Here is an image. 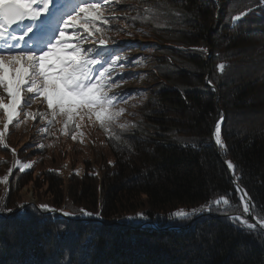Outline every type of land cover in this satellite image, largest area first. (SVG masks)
Segmentation results:
<instances>
[{"label":"trees","instance_id":"obj_1","mask_svg":"<svg viewBox=\"0 0 264 264\" xmlns=\"http://www.w3.org/2000/svg\"><path fill=\"white\" fill-rule=\"evenodd\" d=\"M89 2L119 17L107 31L120 42L113 55L134 51L122 69L124 92H138L123 119L129 127L118 140L102 129L78 163L66 159L72 135L60 123L48 136L39 131L44 121L30 118L38 137L19 149L10 134L23 116L9 126L7 149L0 146V264H264L260 227L242 230L215 211L169 219L225 193L227 214L242 213L225 161L264 219V0ZM137 74L145 79L133 88ZM221 113L226 154L212 137ZM16 160L32 166L21 173ZM29 185L35 204L21 194ZM42 204L55 211L43 213Z\"/></svg>","mask_w":264,"mask_h":264},{"label":"snow or ice","instance_id":"obj_2","mask_svg":"<svg viewBox=\"0 0 264 264\" xmlns=\"http://www.w3.org/2000/svg\"><path fill=\"white\" fill-rule=\"evenodd\" d=\"M110 2L112 0H101L104 5ZM247 14L242 11L239 15L231 16L230 21L235 25ZM81 19L84 23L78 26L77 21ZM110 19H119L115 11L111 16H105L89 0H0V89L7 95V102L0 96V110L4 112V118L0 121L3 125L0 129V146L7 149L5 137L9 126L21 115L25 121L29 118L44 121L39 131L48 136L54 135L49 126L60 123L62 127L59 131L65 135L71 134L73 140L77 139V134L83 135L79 129L84 122L98 125L110 140L120 139V133L127 131L128 123L120 122L125 109L118 108L117 104L122 100L126 102L128 93L111 91L119 86L118 82H113L118 75L115 66L120 63L122 67V62L127 58L113 55L120 42L107 35L108 27H111ZM100 23L107 27L98 26ZM218 68L223 71L225 65H218ZM31 103L46 104V110L25 111ZM223 120L221 113L212 137L221 154H226L227 148L222 139ZM39 147L43 149L44 145ZM12 151L15 154V150ZM225 163L235 180H239L241 177L235 174L236 166L231 161ZM31 166V163L19 160L13 164V168H19L21 173ZM3 180L7 181L8 177L5 176ZM235 180L233 183L243 204L241 214H227L233 205L227 198L230 194L225 193L209 199L204 206L191 212L181 210L170 214L169 219L183 221L215 211L242 230L252 231L260 227L245 218V214H252L254 206ZM32 207L35 210L36 206ZM39 208L43 213L55 211L46 204ZM12 211L8 209V212ZM79 211L85 217L93 215L84 209ZM96 215L99 216V213ZM261 223L264 224V219Z\"/></svg>","mask_w":264,"mask_h":264},{"label":"rangeland","instance_id":"obj_3","mask_svg":"<svg viewBox=\"0 0 264 264\" xmlns=\"http://www.w3.org/2000/svg\"><path fill=\"white\" fill-rule=\"evenodd\" d=\"M105 6L99 8L100 12H102L103 14H110V11H106V8H104ZM134 51H132L131 49L127 48L125 50L120 49L117 53L116 56H120V57H126L129 58L131 55H133ZM125 61H123L122 63L124 64ZM134 63L131 64V66H133ZM135 68V67H132ZM122 69L123 66H120V63H118L115 66V73L118 74L114 77L113 82H118L119 86L111 89V91L116 92V93H121L124 92L126 90V87L128 86V82H126L124 80V74L122 73ZM137 79L136 81H131V85H133V88L135 85H140L139 82L143 79H145V75H136L135 76ZM136 89H132L130 91H127L128 95L125 97V100H122L120 102H118L117 107L118 108H123L125 109L124 113L122 114V118H121V123H123V119H127L131 113L133 112V108L130 110V107L135 105V102L137 101V96H138V92H136ZM0 96H3L4 101L7 102V95L6 93H3V90L0 89ZM41 99V98H38ZM46 104L43 103H31L30 105H28L25 108V111H45L46 110ZM135 108V107H134ZM23 116V115H22ZM4 118V112L0 110V121H2ZM29 121L30 118L27 119L25 121V118L23 116L22 118V123L14 126L12 128L11 134H10V139L14 142L15 148L19 149V146H21V148L27 144L29 142V140L31 139V137H35L37 138L38 135L36 132L33 131V129H31V127L29 126ZM78 123H80L79 120H77ZM3 127L2 123H0V128ZM102 129L99 128L98 125H90L87 124L86 122L82 123L81 128L79 129L80 133H83L82 136H80L79 134H77V139L73 140L72 137L67 138V140L65 141L66 144V152L65 155L67 156V161L68 160H72L75 162L80 163L82 161V159L84 157H91V153H92V149L95 147L94 145H97L100 141H99V137L103 136V133H101ZM33 135V136H32ZM33 137V138H34ZM16 150V149H14ZM16 151L15 154H13L12 152V156H16ZM82 166L78 165L77 170L81 171ZM21 194L28 199H33L36 202V198L33 196V189L32 187L26 186L23 187L21 190Z\"/></svg>","mask_w":264,"mask_h":264},{"label":"water","instance_id":"obj_4","mask_svg":"<svg viewBox=\"0 0 264 264\" xmlns=\"http://www.w3.org/2000/svg\"><path fill=\"white\" fill-rule=\"evenodd\" d=\"M231 179H232V181L235 180V179L233 178L232 175H231ZM235 183H236V184H239L236 180H235ZM234 186H235V184H234ZM239 186H240L241 189H243L244 192H246V190H245L240 184H239ZM238 193H239V192H238ZM246 193H247V192H246ZM239 194H240V193H239ZM247 197L250 199V197H249L248 194H247ZM250 201H251V199H250ZM28 202H29V203H32V204H35V203H36L35 200H33V199H29ZM245 216L248 217V218H250V219H251V222L254 221L256 224L260 225V228H264V226H262V225L260 224L261 221L257 220L253 213H252L251 215H247V214H245Z\"/></svg>","mask_w":264,"mask_h":264},{"label":"bare ground","instance_id":"obj_5","mask_svg":"<svg viewBox=\"0 0 264 264\" xmlns=\"http://www.w3.org/2000/svg\"><path fill=\"white\" fill-rule=\"evenodd\" d=\"M262 226H264V224L260 223Z\"/></svg>","mask_w":264,"mask_h":264}]
</instances>
